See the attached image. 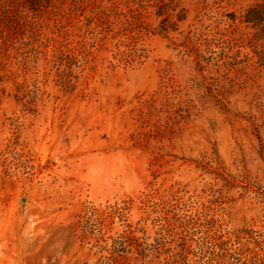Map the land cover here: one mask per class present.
I'll list each match as a JSON object with an SVG mask.
<instances>
[{
  "label": "rangeland",
  "instance_id": "1",
  "mask_svg": "<svg viewBox=\"0 0 264 264\" xmlns=\"http://www.w3.org/2000/svg\"><path fill=\"white\" fill-rule=\"evenodd\" d=\"M263 6L0 0V264H264Z\"/></svg>",
  "mask_w": 264,
  "mask_h": 264
},
{
  "label": "trees",
  "instance_id": "2",
  "mask_svg": "<svg viewBox=\"0 0 264 264\" xmlns=\"http://www.w3.org/2000/svg\"><path fill=\"white\" fill-rule=\"evenodd\" d=\"M25 2L31 4V3L33 2V0H25ZM261 8H262V7H261ZM263 8H264V6H263ZM258 12H259V11H258Z\"/></svg>",
  "mask_w": 264,
  "mask_h": 264
}]
</instances>
